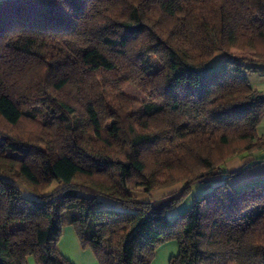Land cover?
<instances>
[{
	"label": "trees",
	"instance_id": "trees-1",
	"mask_svg": "<svg viewBox=\"0 0 264 264\" xmlns=\"http://www.w3.org/2000/svg\"><path fill=\"white\" fill-rule=\"evenodd\" d=\"M262 69L264 0H0V117L43 131L0 133V264H73L65 225L98 264H150L168 241V264H264V183L223 169L264 148ZM199 181L216 183L169 220Z\"/></svg>",
	"mask_w": 264,
	"mask_h": 264
},
{
	"label": "crops",
	"instance_id": "crops-1",
	"mask_svg": "<svg viewBox=\"0 0 264 264\" xmlns=\"http://www.w3.org/2000/svg\"><path fill=\"white\" fill-rule=\"evenodd\" d=\"M250 86L264 92V69L261 72L248 74ZM259 136H264V120L257 128ZM223 169L227 172H236L230 179V184L235 188L264 183V148L251 149L239 155L229 157ZM211 186V184H209ZM58 251L73 264H98L90 249L81 248L73 228L65 225L57 242ZM177 245L173 241L161 244L155 251L153 261L155 264H167L170 256L177 253ZM76 257V258H75ZM150 263V264H151Z\"/></svg>",
	"mask_w": 264,
	"mask_h": 264
},
{
	"label": "rangeland",
	"instance_id": "rangeland-1",
	"mask_svg": "<svg viewBox=\"0 0 264 264\" xmlns=\"http://www.w3.org/2000/svg\"><path fill=\"white\" fill-rule=\"evenodd\" d=\"M224 57H225V54L223 52H215L213 57L210 59V63H218L222 61ZM146 61L149 63H157L156 60L150 56L146 58ZM124 92L129 96L142 99V96L140 95L139 91L132 85H128L126 88H124ZM40 120L41 119H38L36 122L22 120L17 126L12 127L6 124L0 117V133L3 135H7L8 137H11L16 140L29 141V142L32 141L34 143L38 140L37 143L39 145V143L41 144V141L43 140V131L41 128ZM215 183L216 182L212 184L209 181H199V182H194L193 184H191L188 188L187 194L183 197L182 202L165 211L166 217L169 220H171L177 214H180L188 210L192 204L193 198H197L199 194L201 193L206 194L210 192L213 186L215 185ZM57 184L58 183L56 181L52 182L51 185H49L45 189L46 193L53 190L57 186ZM209 184H211V186H209ZM179 186H180L179 184H175L170 187H165L160 190L149 192V193L138 192V194L137 195L135 194V195L140 200H158V199H161L167 196L168 194L172 192H176L179 188H181ZM142 187L143 186L141 184L136 185V188L139 190L140 189L142 190ZM22 194L28 195V196L30 195V193L24 189H22ZM99 198H100V206L104 208H107V209H120L121 208L120 204L113 199H110L107 197H99ZM76 260L80 264V259L76 258ZM155 263L156 262L151 263V264H155ZM26 264H35L33 256L31 255L27 256Z\"/></svg>",
	"mask_w": 264,
	"mask_h": 264
}]
</instances>
